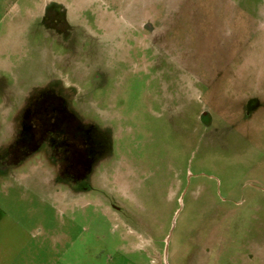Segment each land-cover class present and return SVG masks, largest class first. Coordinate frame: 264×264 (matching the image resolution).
<instances>
[{"label":"rangeland","instance_id":"1","mask_svg":"<svg viewBox=\"0 0 264 264\" xmlns=\"http://www.w3.org/2000/svg\"><path fill=\"white\" fill-rule=\"evenodd\" d=\"M53 90L87 175L12 148ZM0 264H264V0H0Z\"/></svg>","mask_w":264,"mask_h":264},{"label":"flooded vegetation","instance_id":"2","mask_svg":"<svg viewBox=\"0 0 264 264\" xmlns=\"http://www.w3.org/2000/svg\"><path fill=\"white\" fill-rule=\"evenodd\" d=\"M55 14L57 15L56 11ZM59 20L63 21L56 18L57 22H60ZM50 95L54 99L53 107L46 109L43 105H38L37 108L31 106L26 109L19 134L12 148L14 150L16 147L21 148L24 143H40L42 152H45L48 158L54 161L61 176L66 178L71 172L73 173L76 169L75 164L80 165L87 175L95 164L94 156L103 155L107 145L100 140L93 125L87 126L77 116L72 108L71 97L68 93L53 90ZM37 115L40 122L50 121L48 125L44 122L40 124V128L37 129L42 130L41 132L26 122L31 117L36 118ZM73 117L77 120L76 128L71 124Z\"/></svg>","mask_w":264,"mask_h":264}]
</instances>
